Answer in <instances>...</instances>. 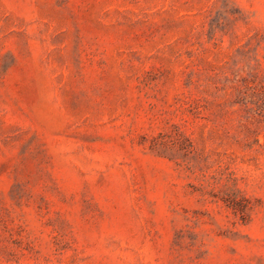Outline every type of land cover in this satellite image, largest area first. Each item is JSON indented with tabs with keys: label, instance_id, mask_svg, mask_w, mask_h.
Returning <instances> with one entry per match:
<instances>
[{
	"label": "rangeland",
	"instance_id": "obj_1",
	"mask_svg": "<svg viewBox=\"0 0 264 264\" xmlns=\"http://www.w3.org/2000/svg\"><path fill=\"white\" fill-rule=\"evenodd\" d=\"M0 264H264V0H0Z\"/></svg>",
	"mask_w": 264,
	"mask_h": 264
}]
</instances>
